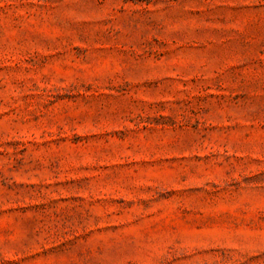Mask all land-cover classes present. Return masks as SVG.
<instances>
[{
	"label": "rangeland",
	"instance_id": "rangeland-1",
	"mask_svg": "<svg viewBox=\"0 0 264 264\" xmlns=\"http://www.w3.org/2000/svg\"><path fill=\"white\" fill-rule=\"evenodd\" d=\"M0 264H264V0H0Z\"/></svg>",
	"mask_w": 264,
	"mask_h": 264
}]
</instances>
